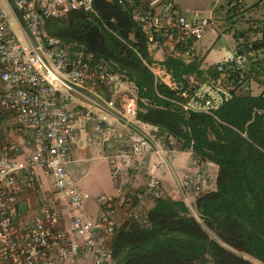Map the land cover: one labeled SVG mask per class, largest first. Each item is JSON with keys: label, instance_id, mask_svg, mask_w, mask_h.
Returning a JSON list of instances; mask_svg holds the SVG:
<instances>
[{"label": "built area", "instance_id": "built-area-1", "mask_svg": "<svg viewBox=\"0 0 264 264\" xmlns=\"http://www.w3.org/2000/svg\"><path fill=\"white\" fill-rule=\"evenodd\" d=\"M110 1L128 11L147 52L189 57L192 44L208 32L235 36L236 26H245L215 64L214 78L182 87L158 64H145L174 92L168 101L184 114L211 115L241 88L252 95L250 84L264 97V76L250 57L262 49L252 51L243 39H262L264 19L251 15L264 0L250 8L244 0H225L204 16L188 17L172 0ZM72 12L94 15L92 0H0V264H115L110 245L116 229L128 222L146 226V202L166 196L159 177L182 148L177 136L137 119L136 89L109 62L48 34V20ZM76 131L106 162L118 196L98 197L94 215L84 212L87 193L65 171ZM185 150L195 169L181 166L172 197L196 218L194 201L214 185L216 173L211 162ZM135 175L138 187L131 183Z\"/></svg>", "mask_w": 264, "mask_h": 264}, {"label": "trees", "instance_id": "trees-1", "mask_svg": "<svg viewBox=\"0 0 264 264\" xmlns=\"http://www.w3.org/2000/svg\"><path fill=\"white\" fill-rule=\"evenodd\" d=\"M92 8L94 15L48 20V34L109 62L134 85L138 120L177 136L182 148L217 168L214 185L194 201L196 218L182 201L162 196L147 210L146 226L120 225L110 245L115 264H256L244 256L264 264V97L241 88L211 115L184 114L168 101L174 92L147 69L154 62L128 11L110 0H92ZM250 48L264 55V32ZM159 65L182 87L189 78L216 76L199 70L195 60L165 56Z\"/></svg>", "mask_w": 264, "mask_h": 264}, {"label": "crops", "instance_id": "crops-1", "mask_svg": "<svg viewBox=\"0 0 264 264\" xmlns=\"http://www.w3.org/2000/svg\"><path fill=\"white\" fill-rule=\"evenodd\" d=\"M225 0L218 1L215 0L214 3L223 4ZM222 37V38H221ZM220 38L221 41L225 44L226 49L221 47H214V41ZM234 45V41L232 38L227 35L215 36L214 33L208 32L205 34L203 38L199 41H196L192 44V55L189 57L173 55L175 58H178L184 63H190L194 60L198 63V69L205 72L206 70H213L215 64L224 58L228 51ZM167 49L162 50H152L148 52L151 60L159 65V63L163 60L165 56H169L167 54ZM160 66V65H159ZM189 80H193V78H189ZM255 94L257 95L259 88H257L254 84H250L249 86ZM84 146L83 143V134L76 131L74 135V140L70 149V158L73 161L70 165L66 166L65 171L69 175V177L76 181L77 185L87 193L89 192V196L91 199L85 202L83 206V210L85 213L89 215L96 214L100 209L97 204V198L99 196H107L111 197L114 200H117V193L113 190L111 183L108 180V167L105 161L97 159L96 157V148ZM186 148H181L178 154L175 156L173 161L171 162V168L169 172H165L160 175V183L164 190L165 195L170 199H175L173 196L174 191V180L175 177H178L181 174L180 168L181 166H186L189 170H194L195 166L191 164V159L189 157L188 152L185 150ZM92 156V158H91ZM85 171V176L81 177V172ZM212 171L216 173L217 168L212 164ZM33 173L39 178L43 183H45V177L39 168H35ZM99 182H106L102 187H97ZM132 186L138 187L141 185V177L139 175H135L131 180ZM104 188V189H103ZM103 190V191H102ZM105 194V195H103ZM88 199V198H87ZM86 199V200H87ZM148 209L151 208L152 203L150 201L146 202ZM27 211L22 213L21 218H26ZM120 215L115 213V219L117 223L121 222Z\"/></svg>", "mask_w": 264, "mask_h": 264}, {"label": "rangeland", "instance_id": "rangeland-1", "mask_svg": "<svg viewBox=\"0 0 264 264\" xmlns=\"http://www.w3.org/2000/svg\"><path fill=\"white\" fill-rule=\"evenodd\" d=\"M172 1L178 7V9L181 11V14L184 15V16H186V17H188L193 12H197L201 16H204L207 13V11L214 5V1L215 0H172ZM218 1L220 2L222 0H218ZM254 2H255V0H244V3H245L246 8H250L251 6H253ZM19 18H20L21 23L23 24V20L21 19L20 16H19ZM262 19H264V3L261 4V5H259L258 8H256L255 13L251 15V20L257 21V20H262ZM236 27H237V29H244L245 28V26L242 25L241 23L238 24ZM222 35H227L228 37L232 38L231 35H229L228 32H223L219 36H222ZM252 38L253 37H250L249 35H246V34H245V37H243L244 41L245 42H248L250 44H251V42L254 41V40H252ZM213 43H214V47H221L223 49H226L225 44L221 41L220 38H217ZM250 57L253 58L254 61H255V69H256V71L263 72V73H261V76H263L264 75V55L260 51H257L255 54L254 53H251L250 54ZM198 81H200V80H196V81L191 80V81H189V83L190 84H193V83L198 82ZM241 92H243V91H241ZM243 93L246 94V92H243ZM243 93H241V94H243ZM251 94H255V91H253V92L251 91ZM107 176H108V180L111 183V186H112L113 190L115 191V188H114V186H113V184H112V182H111V180L109 178V173L107 174ZM105 183L106 182H99V184H97V187L98 188L99 187H102ZM89 195L90 194L88 192L87 193L88 199L87 200H84L83 206H84V204H85L86 201H88L89 199H91ZM103 195H105V194H103ZM99 197H103V196H99ZM207 233H208V235L210 237H212V234L211 233H209L208 231H207ZM244 257L246 259H248L249 261L257 264V261L252 260V259L248 258L247 256H244Z\"/></svg>", "mask_w": 264, "mask_h": 264}]
</instances>
